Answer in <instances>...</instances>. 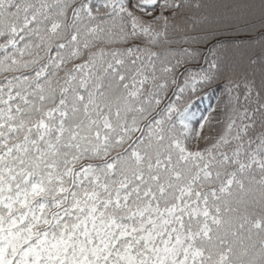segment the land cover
<instances>
[{
    "label": "snow or ice",
    "instance_id": "1",
    "mask_svg": "<svg viewBox=\"0 0 264 264\" xmlns=\"http://www.w3.org/2000/svg\"><path fill=\"white\" fill-rule=\"evenodd\" d=\"M0 264H264V0H0Z\"/></svg>",
    "mask_w": 264,
    "mask_h": 264
},
{
    "label": "trees",
    "instance_id": "2",
    "mask_svg": "<svg viewBox=\"0 0 264 264\" xmlns=\"http://www.w3.org/2000/svg\"><path fill=\"white\" fill-rule=\"evenodd\" d=\"M209 101L207 99H205L204 101L201 102V108H205L207 107ZM211 103L214 105L215 104V100L211 101Z\"/></svg>",
    "mask_w": 264,
    "mask_h": 264
}]
</instances>
